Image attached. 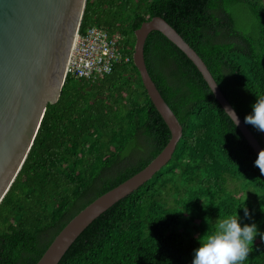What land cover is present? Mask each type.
<instances>
[{
  "label": "trees",
  "instance_id": "1",
  "mask_svg": "<svg viewBox=\"0 0 264 264\" xmlns=\"http://www.w3.org/2000/svg\"><path fill=\"white\" fill-rule=\"evenodd\" d=\"M153 17L199 55L243 121L264 97L261 0H87L79 33L106 32L120 60L98 81L68 75L57 103L47 106L0 204V264H36L72 218L143 170L169 142L132 59L134 32ZM144 59L182 137L170 162L89 225L59 264H191L200 238L180 228L197 222L207 235L213 232L207 224L236 212L262 234L244 264H264L257 156L195 66L163 35L150 33ZM246 126L261 143V132Z\"/></svg>",
  "mask_w": 264,
  "mask_h": 264
},
{
  "label": "water",
  "instance_id": "2",
  "mask_svg": "<svg viewBox=\"0 0 264 264\" xmlns=\"http://www.w3.org/2000/svg\"><path fill=\"white\" fill-rule=\"evenodd\" d=\"M86 2L0 0V204L31 151L47 106L57 103L61 95ZM261 2L264 8V0ZM152 32L163 35L187 57L224 113L226 109H234L206 64L175 29L160 17L143 22L134 32L133 64L151 103L170 132V140L143 170L94 200L72 218L36 264H59L89 225L151 180L172 159L182 137V126L146 68L144 46ZM238 118L239 124L235 127L258 156L264 150V132H261L260 143Z\"/></svg>",
  "mask_w": 264,
  "mask_h": 264
},
{
  "label": "clouds",
  "instance_id": "3",
  "mask_svg": "<svg viewBox=\"0 0 264 264\" xmlns=\"http://www.w3.org/2000/svg\"><path fill=\"white\" fill-rule=\"evenodd\" d=\"M232 123L239 124V118L234 109H226ZM244 122L253 126L258 132H264V97L256 98L251 114L245 116ZM255 165L264 174V150L258 153ZM243 208L244 217H249L247 208ZM258 232L255 223L241 226L237 212L220 220L215 230L203 235L199 247L193 252L191 264H244L251 252L252 244Z\"/></svg>",
  "mask_w": 264,
  "mask_h": 264
},
{
  "label": "built area",
  "instance_id": "4",
  "mask_svg": "<svg viewBox=\"0 0 264 264\" xmlns=\"http://www.w3.org/2000/svg\"><path fill=\"white\" fill-rule=\"evenodd\" d=\"M119 60L115 41L106 32L88 28L76 37L67 76L77 80L98 81L112 73Z\"/></svg>",
  "mask_w": 264,
  "mask_h": 264
},
{
  "label": "rangeland",
  "instance_id": "5",
  "mask_svg": "<svg viewBox=\"0 0 264 264\" xmlns=\"http://www.w3.org/2000/svg\"><path fill=\"white\" fill-rule=\"evenodd\" d=\"M221 220V219H220ZM220 221H214V222H210L209 224L206 225V229H209V230H215L217 224L219 223ZM244 224H241V226H243ZM185 227H187V231L189 233V235L191 234L193 237L195 238H201L204 234H203V231H202V228L199 226V223L197 222H194V223H191L189 224L188 226L186 225H183L180 230L182 231ZM258 241V235L257 237L254 239L253 243H256Z\"/></svg>",
  "mask_w": 264,
  "mask_h": 264
}]
</instances>
